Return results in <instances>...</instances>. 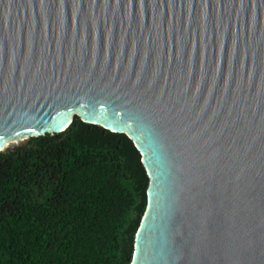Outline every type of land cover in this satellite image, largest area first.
Returning <instances> with one entry per match:
<instances>
[{
  "label": "water",
  "instance_id": "water-1",
  "mask_svg": "<svg viewBox=\"0 0 264 264\" xmlns=\"http://www.w3.org/2000/svg\"><path fill=\"white\" fill-rule=\"evenodd\" d=\"M75 116L142 155L130 264H264V0H0V151Z\"/></svg>",
  "mask_w": 264,
  "mask_h": 264
},
{
  "label": "trees",
  "instance_id": "trees-1",
  "mask_svg": "<svg viewBox=\"0 0 264 264\" xmlns=\"http://www.w3.org/2000/svg\"><path fill=\"white\" fill-rule=\"evenodd\" d=\"M148 187L133 140L78 116L0 151V264H130Z\"/></svg>",
  "mask_w": 264,
  "mask_h": 264
}]
</instances>
